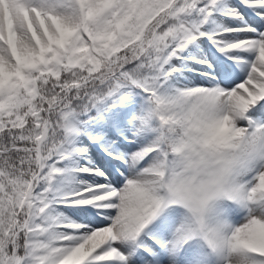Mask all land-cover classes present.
<instances>
[{
	"label": "snow or ice",
	"instance_id": "obj_1",
	"mask_svg": "<svg viewBox=\"0 0 264 264\" xmlns=\"http://www.w3.org/2000/svg\"><path fill=\"white\" fill-rule=\"evenodd\" d=\"M221 15L235 26L210 31ZM168 92L226 98L264 158V0H0V264H264L240 241L264 231V175L245 172L228 209L242 219L215 236L178 200L126 195Z\"/></svg>",
	"mask_w": 264,
	"mask_h": 264
},
{
	"label": "clouds",
	"instance_id": "obj_2",
	"mask_svg": "<svg viewBox=\"0 0 264 264\" xmlns=\"http://www.w3.org/2000/svg\"><path fill=\"white\" fill-rule=\"evenodd\" d=\"M58 23L64 31L63 23ZM67 34L71 35L70 30ZM226 103L222 97L215 108H209L194 93L168 92L155 98L150 108L161 137L146 154L145 159L152 158L133 166L126 195L134 198L143 193L155 199L178 200L197 231L221 234V229L232 223L228 209L238 207L230 200L234 187L243 182L245 172L264 175V158L252 154L246 143L247 126L224 107ZM253 194L264 199L259 184ZM240 241L242 247L264 255V231L255 241L247 236H241ZM238 260L233 256L229 264H238Z\"/></svg>",
	"mask_w": 264,
	"mask_h": 264
},
{
	"label": "rangeland",
	"instance_id": "obj_3",
	"mask_svg": "<svg viewBox=\"0 0 264 264\" xmlns=\"http://www.w3.org/2000/svg\"><path fill=\"white\" fill-rule=\"evenodd\" d=\"M230 2H232V3H238L239 0H230ZM246 19H251V17H250V16H249V17H246ZM228 26H235V24H234V22H233L232 20H230L227 16L221 15L220 18H219V20L216 21V22L211 26L210 31L215 32V31H217V30H219V29H223V28H226V27H228ZM200 46H201V48H204V47H205V44H201ZM136 100H137V102H138V103H137V109H138V110H139L141 107L146 106V102H145V100H144L143 98L137 96V97H136ZM93 127H95V125H94ZM126 134H127V133H126ZM118 136H119L118 133L113 132V133L111 134L110 138L116 140V142H117V143H116V146L119 148V150H120L121 152H124V151L122 150V147H121L122 144L127 145V146H131V147L134 149V152L137 151V150L139 149V147H140L139 144H136V145H129V144H127L126 142H124V141L122 140V138H120V136H119V137H118ZM76 140H77V143H78L79 145H81V146H83V147H86V148L88 149V156H89V157H91L92 155L95 156L96 163H94V164H101V163L104 162V153H103V151L101 150V147H100L99 145H97V144H94V143L92 142V140L89 139L88 135H84V134H82V135L78 136V137L76 138ZM81 179H83V180H87V174H84V175L81 177ZM232 219H233L235 222L239 223V222L241 221V219H242V214H236V215H234V216L232 217Z\"/></svg>",
	"mask_w": 264,
	"mask_h": 264
},
{
	"label": "bare ground",
	"instance_id": "obj_4",
	"mask_svg": "<svg viewBox=\"0 0 264 264\" xmlns=\"http://www.w3.org/2000/svg\"><path fill=\"white\" fill-rule=\"evenodd\" d=\"M121 147H122V150L124 152H126V153L131 154L132 152H134V149L131 146H127V145L122 144ZM90 158H91V160H92L93 163H96V160H95V156L94 155H92Z\"/></svg>",
	"mask_w": 264,
	"mask_h": 264
}]
</instances>
